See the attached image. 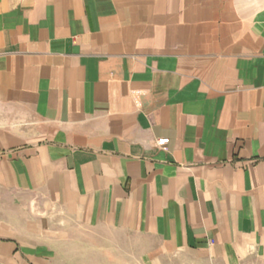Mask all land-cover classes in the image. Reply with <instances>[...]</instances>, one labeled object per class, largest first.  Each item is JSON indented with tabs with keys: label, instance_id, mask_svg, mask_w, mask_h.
I'll use <instances>...</instances> for the list:
<instances>
[{
	"label": "crops",
	"instance_id": "crops-1",
	"mask_svg": "<svg viewBox=\"0 0 264 264\" xmlns=\"http://www.w3.org/2000/svg\"><path fill=\"white\" fill-rule=\"evenodd\" d=\"M0 264H264V0H0Z\"/></svg>",
	"mask_w": 264,
	"mask_h": 264
},
{
	"label": "built area",
	"instance_id": "built-area-1",
	"mask_svg": "<svg viewBox=\"0 0 264 264\" xmlns=\"http://www.w3.org/2000/svg\"><path fill=\"white\" fill-rule=\"evenodd\" d=\"M168 143L167 137H159L155 140V146L158 148H164V146Z\"/></svg>",
	"mask_w": 264,
	"mask_h": 264
},
{
	"label": "rangeland",
	"instance_id": "rangeland-1",
	"mask_svg": "<svg viewBox=\"0 0 264 264\" xmlns=\"http://www.w3.org/2000/svg\"><path fill=\"white\" fill-rule=\"evenodd\" d=\"M174 260H178V258H174Z\"/></svg>",
	"mask_w": 264,
	"mask_h": 264
}]
</instances>
